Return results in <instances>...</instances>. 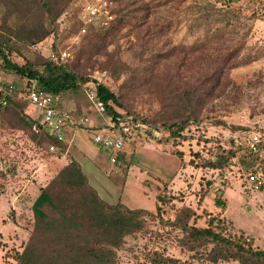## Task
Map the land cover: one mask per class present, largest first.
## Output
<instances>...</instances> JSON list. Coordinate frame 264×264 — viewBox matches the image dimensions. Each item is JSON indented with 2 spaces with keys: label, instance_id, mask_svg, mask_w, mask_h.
Instances as JSON below:
<instances>
[{
  "label": "trees",
  "instance_id": "trees-1",
  "mask_svg": "<svg viewBox=\"0 0 264 264\" xmlns=\"http://www.w3.org/2000/svg\"><path fill=\"white\" fill-rule=\"evenodd\" d=\"M111 1L119 4L122 0ZM188 1L128 0L126 6L114 8L116 17L107 29L95 25L87 29L75 57L73 55L66 62H55L44 55L19 64L13 59L15 55L22 56V48L53 33L58 34L63 13L77 4L81 13L83 1L0 0L3 73L11 70L28 80L36 79L38 85L48 91L63 92V98L85 90L94 81L108 114L117 124H120L119 119L127 121L133 117L166 129L174 140L187 138L185 131L192 130L189 139L196 138L197 143L205 145L208 138L195 136L194 125L197 129L203 127L205 108L214 105L229 108L228 100L237 99L229 72L264 56V47L247 46V32L242 37L236 35L232 19L240 17L228 7L230 11L223 14L219 9L201 10L186 21L190 39L175 42L166 49L182 26L180 10ZM213 7L217 8L216 4ZM76 15L71 29L80 32L83 22L80 14ZM248 17L264 19V3ZM125 29L130 33L127 39L135 45V60L131 63L119 56L118 41ZM112 44L115 48L109 51ZM53 50L58 52L60 49ZM147 60L146 67H141ZM89 67L107 69L118 76L126 73V76L114 91L106 82L91 78ZM139 99L158 104L160 109L153 118L142 117L134 110L133 103ZM63 106L66 107L65 101ZM0 120L3 127L23 130L34 142L54 143L62 152L67 149L66 144L47 131L37 132L33 128L36 120L25 112V105L11 97L6 104L0 103ZM141 139L144 138L135 141ZM103 150L110 158V150ZM124 151L116 154L114 162L110 160L109 175L123 159ZM199 151L203 150H196V156ZM235 155V148H229L213 158L201 155L199 160L192 158L189 163L222 170ZM213 189L217 190V187ZM209 190H200L197 207L184 203L178 207L177 203L183 198L164 181V187L156 195L155 210L132 208L121 200L109 202L100 196L81 164L71 158L34 201V227L24 249L17 254V264H116L118 250L125 245L126 238L148 229V217L158 219L178 232L177 244L189 253V263L264 264V248L256 245L254 236L206 207L198 212L197 208L202 206ZM216 202L221 204L223 201L218 196ZM168 208L175 209L172 219L163 216ZM199 218H204L205 225L198 224ZM148 259L150 264H185L158 250L151 252Z\"/></svg>",
  "mask_w": 264,
  "mask_h": 264
},
{
  "label": "rangeland",
  "instance_id": "rangeland-1",
  "mask_svg": "<svg viewBox=\"0 0 264 264\" xmlns=\"http://www.w3.org/2000/svg\"><path fill=\"white\" fill-rule=\"evenodd\" d=\"M80 1L84 4L88 0ZM127 2L128 0H122L119 4L112 3L113 10L126 6ZM263 3V0H189L180 10L182 26L172 36L173 40L166 49L175 42L190 39L187 20L199 14L201 10L211 12L215 9L221 10L219 13L222 14L234 10L240 17L238 20L234 17L232 19L236 35L242 37L247 32V46L264 47V19L248 17L252 11L261 8ZM214 4L217 8L213 7ZM228 7H231L230 10ZM80 9L79 4L72 5L59 19V33L45 38L46 42L52 44L53 49L69 47L74 57L85 36L71 29ZM2 22L0 8V24ZM129 35L125 29L118 41L121 47L119 56L127 63L135 60V45L127 39ZM31 45L22 48V56L15 55L13 60L24 64L36 56L44 57L33 50ZM114 48L115 45L112 44L108 50L112 51ZM162 54L165 55L166 50L162 51ZM158 58L161 56L158 55ZM99 59L103 57L99 56ZM147 62L149 60L140 66L146 67ZM88 71L91 78L106 82L114 91L118 90V85L126 76V73L118 76L99 67H89ZM229 76L235 86L233 91L237 93V99L228 100L229 108H219L215 105L213 108H205L203 127L197 129L194 125L195 136L208 138L207 144L197 143L196 138L189 139L192 130L185 131L188 136L185 139L180 137L174 140L167 134L160 140L147 137L141 141H132L133 143H128L125 147L123 159L114 166L110 175L109 168L112 164L106 152L102 151L98 158L90 159L95 171L83 165L90 183L99 195L109 202L121 200L132 208L155 210L156 195L164 187V181L169 182L171 190L183 198L177 203L178 207L182 203L197 207L202 193L200 190L208 188L210 190L202 206L197 208L198 212H202L206 207L221 215L254 236L256 245L264 248V151L254 155L234 141V136L246 130L259 131L264 137V56L233 68ZM27 81V77L11 70H5L2 77L3 83L14 86L11 99L23 105L29 103L25 92ZM64 101L65 106L73 112L102 120L93 103L88 100L84 89L74 92L70 97H64ZM133 107L137 114L148 119L153 118L160 109L157 103L150 104L143 99L134 101ZM118 110L125 112L121 108ZM77 130L84 134L87 142L92 143L91 134L87 129ZM203 131L205 134L200 135ZM79 143L80 139L76 136L67 154L59 149L51 150V143L34 142L23 130L3 127L0 120V264H17V254L24 249L34 227V201L48 181L71 158L74 159L73 153L79 154ZM229 148H235L236 155L222 170L200 168L189 163L192 158L199 160L201 155L213 158ZM200 149L203 150L199 151L201 155L196 156V150ZM250 171L257 173L261 178L260 189H256L249 181L247 173ZM215 187L217 190L213 189ZM218 191L221 193L218 194ZM218 196L223 201L221 204L216 202ZM174 214L175 209L168 208L163 216L165 219H172ZM147 220L148 229L126 238L125 245L118 250L116 264H150L148 256L155 250L175 256L185 264H193L194 261L189 263V253L178 246L176 230L158 219L148 217ZM197 222L205 225L204 218H199Z\"/></svg>",
  "mask_w": 264,
  "mask_h": 264
},
{
  "label": "built area",
  "instance_id": "built-area-1",
  "mask_svg": "<svg viewBox=\"0 0 264 264\" xmlns=\"http://www.w3.org/2000/svg\"><path fill=\"white\" fill-rule=\"evenodd\" d=\"M116 17L111 0H88L83 4L80 18L83 26L79 35L87 32L91 25L107 29L111 21ZM41 40L31 45V48L42 55L50 57L55 62H66L73 58L70 48H62L58 52L53 50L52 44ZM0 58V103L6 104L8 97L13 96L14 86L2 82L3 69ZM26 99L41 111V117L35 123L37 130H45L49 135L62 141L68 146L72 143V137L68 138L66 128H85L91 132L92 142L103 149L110 150V160H116V154L125 149L128 143H133L138 138H152L160 140L167 136L168 132L164 128L153 126L150 123L136 120L131 117L127 121L120 120V124L108 114L104 101L99 97L98 90L94 81L85 87L88 99L93 103L98 115L102 117L98 121L95 117L72 112L63 106V92L48 91L40 87L36 79L26 82ZM205 131L202 132L203 135ZM133 141V142H132ZM236 144L243 145L251 154L257 155L264 151V137L259 131L246 130L240 135L234 136ZM51 150L58 149L54 143L50 146ZM248 179L254 184L256 189L261 187V178L257 173L248 172ZM228 183V181H225Z\"/></svg>",
  "mask_w": 264,
  "mask_h": 264
},
{
  "label": "crops",
  "instance_id": "crops-1",
  "mask_svg": "<svg viewBox=\"0 0 264 264\" xmlns=\"http://www.w3.org/2000/svg\"><path fill=\"white\" fill-rule=\"evenodd\" d=\"M25 112L36 121L39 120L41 117V112L34 105L30 103L25 105ZM65 132L68 138L72 137V142L75 140L76 136L80 139V143L78 144V147L80 149L79 154L77 155L73 153V158L76 159L81 164L82 168L83 165L85 164L86 166H88L90 170L95 171L90 163V159H96L100 155H102V153L100 152L104 151L103 148H101L100 146L96 145L93 142L92 143L87 142L86 137L84 136V134L80 133V130L69 127L65 129ZM71 145L68 146V148L66 149L65 151L66 154L68 153V151H70Z\"/></svg>",
  "mask_w": 264,
  "mask_h": 264
}]
</instances>
